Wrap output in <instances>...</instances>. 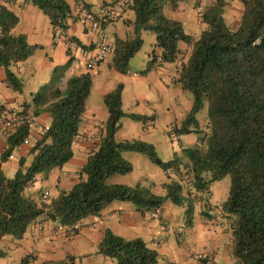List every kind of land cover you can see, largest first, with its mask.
Masks as SVG:
<instances>
[{
  "label": "trees",
  "instance_id": "trees-1",
  "mask_svg": "<svg viewBox=\"0 0 264 264\" xmlns=\"http://www.w3.org/2000/svg\"><path fill=\"white\" fill-rule=\"evenodd\" d=\"M43 11L52 27L67 28L71 13L67 0H26ZM176 0H127L134 13L132 36L112 44V65L126 72L129 59L142 45L141 32L156 35L150 59L142 73L154 66L177 59L179 42L190 45L186 59L180 64L177 82L192 94L191 108L180 125L171 126L172 135L198 133L201 146L181 147L180 155L162 160L154 144L137 139L116 140L121 119L128 117L143 125L155 120V115L126 113L122 109L123 85L103 95L107 118L96 149L89 154L78 172V180L68 190L48 200L33 198L26 189L36 176L47 178L53 169L62 167L73 156L72 144L78 135L85 103L92 84L88 72L71 76L63 89L61 77L69 62L55 66L51 79L34 93V114L48 113L50 122L29 149L31 161L18 158L12 176L0 168V239L5 236L20 240L28 225L43 217L64 227H70L99 212L113 201L131 202L137 209L153 211L166 199L184 207V221L192 225L196 202L208 195L212 182L230 176L229 192L222 209L233 219V258L236 264H264V0H241L239 22L230 26L225 17L228 0H212L200 12L206 26L197 39L184 30L181 21L164 14V6ZM18 16L0 7V66L5 82L20 92L21 79L13 71L18 62L28 58L37 46L30 45L23 34H13ZM207 102L203 126L196 115ZM20 111L28 114L27 109ZM0 104V118L5 111ZM30 124L14 126L6 136L0 161L11 158L13 152L30 134ZM124 152L145 155L174 177L164 183L165 195L153 193L147 185L112 184L108 179L126 174L132 164ZM189 178L186 184L183 176ZM203 195V196H202ZM199 196V197H198ZM77 233V232H76ZM99 254L114 264H157L158 253L141 238H124L109 228L98 244ZM7 252L0 247V258ZM27 259L23 258L22 262ZM20 263V264H21Z\"/></svg>",
  "mask_w": 264,
  "mask_h": 264
},
{
  "label": "crops",
  "instance_id": "crops-1",
  "mask_svg": "<svg viewBox=\"0 0 264 264\" xmlns=\"http://www.w3.org/2000/svg\"><path fill=\"white\" fill-rule=\"evenodd\" d=\"M67 2L70 4L71 13L66 19V29L74 41L73 46L65 40L54 39L53 27L48 16L30 2L0 0V7H6L19 18L12 33L25 35L30 45L37 46L28 58L13 67V71L23 83L20 92L13 91L7 86L0 66V104L4 105L5 111L11 109L21 111L23 107L26 109L29 106L26 116L32 120L27 143L20 145L10 159L0 161L3 172L12 176L21 156L25 157L26 165L30 163L31 155L28 152L34 141L40 137V126L47 127L50 122L48 113L42 112L38 115L33 113L35 109L32 104L33 95L40 86L50 81L54 67L66 62H69V66L61 77L59 84L61 89L71 76L88 72L94 80L97 75H101L105 83L101 89L102 96L121 83L124 112L155 115L154 121L144 125L128 117L122 118L120 128L115 133L116 140L137 138L150 142L156 148L159 146L165 156L161 157L164 161L171 159L174 153H179L181 147L195 145L197 137L190 136L193 135L191 133L183 135L170 133L171 126L180 125L192 104L186 90L177 82L180 64L188 56L189 49L186 50V46L179 44L180 53L175 61L154 66L147 73L135 72L136 75H133L130 72H119L110 62L104 67L102 61L94 68L86 69L80 48L93 49L97 33L90 30L86 21L82 19L80 5L85 4L96 16L102 14L104 6L114 8L115 19L104 24L103 28L105 31L110 25L115 28L117 23L115 20L121 19L124 37L119 38L115 32L114 38L110 39L112 44L116 40H124L132 35L133 25L129 15L132 10L128 8L127 3L121 5L119 0H67ZM183 7L182 4L177 9L182 10ZM181 19L184 24L186 22L187 26H191L188 28L190 32L198 36L206 27L201 18H193L188 12L176 20ZM184 30H187L186 27ZM109 79L113 80L108 81ZM95 121L100 123L99 127H95ZM104 122L97 120L96 113L85 107L78 135L72 144L73 156L62 167L53 169L47 178L37 175L35 181L28 187V193L39 199L44 193L55 197L60 191L70 189L77 182L78 172L86 163L90 151L98 146ZM5 144L6 134L0 124V153ZM15 155L19 157L16 158ZM123 156L131 162L132 170L126 174L111 176L108 179L109 183L124 185L141 183L147 185L153 193L165 195L163 184L174 177L171 170H163L141 153L124 152ZM5 168L9 170V174L5 172ZM47 185L53 186L54 189L48 190ZM228 192L227 183L223 178L212 182L207 199L200 197L196 202L199 213H206L203 219L197 217V221L200 222V226L197 227L194 224L189 227L184 225L181 210H175L176 205L169 199H166L159 209L153 211L139 210L128 201H113L98 215L84 218L81 229L70 235L66 234L62 225L40 217L28 225L20 240L9 239L7 250L1 244L7 254L0 258V264H20L23 258L27 261L21 264H114L110 258L97 252L106 228L124 238H141L148 247L157 251V264H198L194 257V253L198 252L209 254L210 264H236L232 254L234 243L230 227L233 218L222 209Z\"/></svg>",
  "mask_w": 264,
  "mask_h": 264
},
{
  "label": "rangeland",
  "instance_id": "rangeland-1",
  "mask_svg": "<svg viewBox=\"0 0 264 264\" xmlns=\"http://www.w3.org/2000/svg\"><path fill=\"white\" fill-rule=\"evenodd\" d=\"M212 0H176V4L175 6H172L171 3H168L164 6V14L170 18L173 19H177V17H182L184 13L188 12L189 15H191L193 18L197 17L200 18V12L202 11V9L206 6L209 5V3ZM184 5V7L182 8V10H178L177 7L180 5ZM242 10H243V5L241 3V0H228L226 3V11H225V17L226 20L228 22V24L232 27H234L235 25L238 24L240 16L242 14ZM130 17L133 20L134 19V13L133 11L130 12ZM116 23V27L113 28L112 25H110L109 27H107L106 33L109 37V39L114 38V33L116 32V35L119 36V38L124 37V32H123V24H122V20L119 19L118 21L115 20ZM182 23L183 20L181 19ZM184 29L186 27L187 31L189 34L192 35L193 39H197L198 35H195L193 33L190 32V30L188 29L191 26H187L186 22L185 24L183 23ZM119 28V29H118ZM132 35H130L129 37H131ZM128 37V36H127ZM155 33L153 31L150 30H143L141 32V39H142V45L140 47V49L129 59L128 61V65H127V70L130 73L136 72V73H140L141 70L146 66L147 61L150 59V55L151 52L154 48V43H155ZM180 45H184L186 46V50H190V45H188L185 42H179ZM108 62L112 63V53L108 54V56L105 58L104 61H102L101 63L103 64L104 67L108 66ZM77 73V72H76ZM113 79H109L108 81H112ZM104 77L103 76H98L96 77V79H92V84H91V88H90V93L89 96L86 100L85 103V107L87 110L93 111L96 113L97 116V120H99L100 122H104L105 117L107 115V108L103 103V96H102V92L101 89L104 87ZM188 97L192 100V94L189 91H186ZM207 102L204 103L203 108L197 113L196 117L200 123L201 126H203V124L205 123L206 120V115H207ZM193 135L190 136H196V133H191ZM158 156L161 157H165L163 152L161 151V149L159 148V146L156 148ZM180 155V152L178 153ZM16 156V155H15ZM19 157L18 155L16 156V158ZM5 172L7 174H9V170L7 168H5ZM223 179L225 180V182L227 183V187L229 190V186H230V176L226 175L225 177H223ZM46 188L48 190H53L54 187L53 186H49L47 185ZM214 192V190H213ZM25 193H28V188L26 189ZM205 199H207L208 195L203 194ZM54 196L52 194L48 195V200H50V198H53ZM175 210H181L182 216H183V221H184V207L181 206H177L174 207ZM206 215L203 214V212L199 213V208H197L196 204L194 206V211H193V216H192V224L197 226H200V222L197 221V217L200 216V218L203 219V216ZM184 225H186L185 221H184ZM188 226V225H186ZM191 226V225H190ZM189 227V226H188ZM189 238V235L187 236ZM9 239L11 240L10 237L5 236L4 238L0 239V247L1 244L4 245L5 249H8V241ZM100 257H102L101 255H99Z\"/></svg>",
  "mask_w": 264,
  "mask_h": 264
},
{
  "label": "built area",
  "instance_id": "built-area-1",
  "mask_svg": "<svg viewBox=\"0 0 264 264\" xmlns=\"http://www.w3.org/2000/svg\"><path fill=\"white\" fill-rule=\"evenodd\" d=\"M119 1L121 5H124L127 2V0H119ZM80 15L82 19L86 21L89 29L97 33L96 45L93 49L80 48L81 53L83 54L85 59V68L92 69L95 67V65L98 62L103 61L112 51L111 40L109 39L103 26L106 23L112 22L116 17V13L114 12V8L112 9L111 7L104 6V10L102 14L100 16H96L89 10V8L85 4H81ZM53 31H54L53 37L55 40L62 39L69 42L70 45L72 46L74 45V41H72V38L69 36L66 28L61 26H56L53 28ZM1 34L2 33L0 27V37ZM126 73H129V71L127 70ZM133 75H136V73L133 72ZM24 123H29L31 126L32 120H30L28 116L21 114L20 111L17 109H11L5 111L0 118V124L3 127L6 136L9 135L10 131L14 126L22 125ZM94 125L95 127H99L100 123L98 121H95ZM46 128L47 127L40 126V131L43 132ZM27 141L28 139H26L24 143H27ZM196 145L201 146V143L197 140ZM93 151L94 150H91L90 153H92ZM183 179L186 184H189L190 181L187 175L183 176ZM46 196L47 193H44L43 197L45 198ZM82 226H83L82 222H77L70 227H65V232L66 234L69 235L75 234L81 229ZM40 228L41 227H39V229ZM194 257L197 260L198 264H210V256L207 253L204 252L194 253Z\"/></svg>",
  "mask_w": 264,
  "mask_h": 264
}]
</instances>
